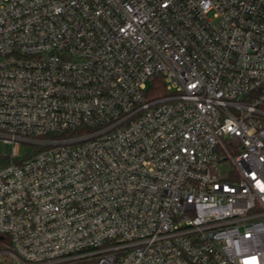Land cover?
Here are the masks:
<instances>
[{"label":"built area","instance_id":"1","mask_svg":"<svg viewBox=\"0 0 264 264\" xmlns=\"http://www.w3.org/2000/svg\"><path fill=\"white\" fill-rule=\"evenodd\" d=\"M0 145V264H264V0H0Z\"/></svg>","mask_w":264,"mask_h":264},{"label":"rangeland","instance_id":"2","mask_svg":"<svg viewBox=\"0 0 264 264\" xmlns=\"http://www.w3.org/2000/svg\"><path fill=\"white\" fill-rule=\"evenodd\" d=\"M28 151L30 152L32 150V147L30 146H21V149H20V155L23 156L24 154V151ZM0 151L1 152H4L6 154H10L11 151H12V148L10 146H3V145H0ZM229 168H230V163L229 162H225L221 165V171H222V174H226V172L229 171Z\"/></svg>","mask_w":264,"mask_h":264},{"label":"trees","instance_id":"3","mask_svg":"<svg viewBox=\"0 0 264 264\" xmlns=\"http://www.w3.org/2000/svg\"><path fill=\"white\" fill-rule=\"evenodd\" d=\"M162 94H164V92H162V90H161V93H159L158 96H160V95H162ZM4 162H6V161L3 160V163H4ZM76 264H90V262L82 261V262H79V263H76Z\"/></svg>","mask_w":264,"mask_h":264}]
</instances>
